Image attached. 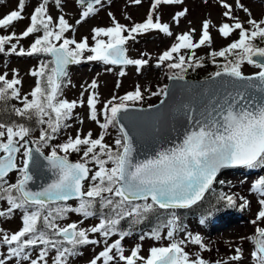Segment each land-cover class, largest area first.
Listing matches in <instances>:
<instances>
[{"label": "snow or ice", "instance_id": "6c2138e0", "mask_svg": "<svg viewBox=\"0 0 264 264\" xmlns=\"http://www.w3.org/2000/svg\"><path fill=\"white\" fill-rule=\"evenodd\" d=\"M46 2L47 0L34 9L30 16V25L20 33L21 37H27L40 31L42 26L43 35L37 37L27 51L21 47L17 54L49 53L53 57L55 67L46 71L47 65L42 64L38 70H33L31 75L41 79L37 81L36 87L31 92L32 98L29 100L25 96L23 107L14 108L15 114L19 117L32 119L35 116L37 123L47 124L48 128L41 129L39 141H37L44 144L53 139L48 129L51 133H56L63 121L70 118L72 110L77 105L76 101L69 102L57 98L61 87L60 78L67 74L65 66L69 63H79L84 50L89 48L87 39L79 43L74 39H64L58 47L51 42L50 38L53 37L60 40L63 33L71 26L64 16H60L59 30H50V22L53 18L50 15L46 16ZM135 2L138 4L140 0ZM80 3L84 4L85 0H80ZM100 3L101 0H88L82 17H88L96 10L93 5ZM179 3L181 0H154L152 9L155 10L161 4ZM223 6L228 9L223 15L231 16V5L224 3ZM24 7L25 0H19L18 10H13L0 18V28L10 27L14 21L23 19ZM244 11L249 10L244 8ZM185 12L186 10L178 12L177 18L184 16ZM249 16H251L250 13ZM247 23L252 26L251 29L245 28L239 20L231 25L224 23L219 29L220 33L227 37L238 29L240 30L239 39L229 44L227 48L213 53V56H225L226 53L235 52L238 56L234 63L225 65L223 68L225 74L235 78L232 84L233 91L226 93L223 101H218L207 116L195 121L197 130L188 132L181 144L160 151L155 157L134 162L132 140L123 125H120L122 139L115 140L117 146L115 150L103 142L104 133H101L98 138H92V133L89 132L83 138L79 133L75 138L69 137L65 143L52 147L49 155L43 156L39 148L35 149L34 154L32 148L26 147L28 141L25 137L29 135L30 129L23 123H13L9 126L0 122V152L3 153L0 155V200H6L8 205L6 209L0 210V217L10 216L17 209L23 210L20 229L11 234L3 233L0 238V243L8 246L7 258L30 260V264H41V262L47 264L46 257L49 250L55 249L56 255L52 264H67L68 257L77 254L78 246L100 243L89 238V233H99L105 238L106 246L89 261V264H97L101 258H103V264H110L115 259L113 250L119 260L124 261L125 264H136L137 260L143 261L144 264H207V261L199 256L191 259L182 247L183 241L173 239L166 247H152L150 254L145 258L139 255L140 245H136L130 255H124L121 241L127 233H121L120 238L111 244L107 243V238L119 231L118 225L125 217L138 221L153 210L154 206L160 209H176L196 204L203 199L216 174L223 167L243 165L253 168L264 165V96L257 101L256 97L248 91L259 88L264 93V47H258L254 43L257 38L264 40V19L257 21L249 18ZM202 27L203 32L198 43H193L190 33L185 32L177 37L178 43H174L170 50L160 55L158 63L172 60L173 53H178L181 49H195L209 42L211 39L208 32L209 22L204 21ZM155 29L172 35L169 25L161 23L159 16L154 22L152 12H149L143 23H136L127 29V36L122 34L126 29L120 23H115L113 27L95 28L93 31L96 36L103 34L109 39L107 41L97 39L95 46L90 48L92 55L87 56V60H99L113 65H145L148 63L145 59H129L125 55L124 45L129 39H135L134 33H147ZM14 38H16L15 32L11 35H0V53L5 52V44ZM72 44H75V48L69 47ZM9 51L16 53L17 45L12 44ZM256 57L261 59H255ZM243 61L258 67L260 71L254 76H244L240 71V64ZM184 63L185 57L180 55L178 62L169 63L167 66L170 69H181ZM120 75H124V72L122 71ZM6 76L7 74L0 75V82H2L0 101L8 97L9 90L11 97L19 96V90L15 86L20 84V80L16 78L9 80ZM212 76L220 77L221 72L217 71ZM256 80L259 81L258 84L254 82ZM238 81L245 83L237 86ZM90 87H96L95 80ZM156 94L153 93V95ZM142 98L139 87L122 97L113 96L112 100L104 105L105 119L103 123H100L96 109L97 100L93 93L87 98L90 119L96 121L101 129L106 130L111 124H119L120 113L126 112ZM80 103L83 104V101ZM46 116L47 120L44 119ZM16 138L23 141L25 146L22 153V167L16 163V154L20 152L19 141ZM81 146H85L83 162H70L68 153L80 152ZM58 149L65 154L60 155ZM36 154L43 156V159L47 161V167L56 178L39 191H32L28 187L29 182L33 180L30 165L38 164ZM89 161L99 166L90 177L93 182H98L93 183L87 191H83L82 182L89 178L91 171L87 167ZM109 162L112 164L110 168L106 167ZM15 169L19 170L20 177L15 183L9 184L5 178ZM253 189L264 196V176L255 181ZM105 193L110 195L105 196ZM71 197L80 198L78 207H57L49 210L53 201H67ZM149 198L151 203H148ZM222 199L229 206L235 203L231 195ZM137 200H143L145 203L134 204L133 202ZM97 203L101 209L108 208L110 211L107 215L102 213L100 223L89 229L79 227L76 222L65 226L56 223L57 219L64 218L69 211L80 213L85 217L93 216L95 213L92 209ZM259 204L261 207L256 219L264 221V198L259 200ZM174 223V220H169L166 226ZM174 231L175 229H171L167 232L168 238H173ZM151 235L157 240L161 239L159 229H154ZM140 239L143 240L144 236ZM191 239L195 244L202 243L199 235L192 236ZM249 239L254 240L255 243V251L251 255L257 260V264H264V227L257 226L255 235ZM37 245H43V247L36 259H30L26 249ZM235 251L236 254L230 258L233 261L241 259V250L237 248ZM0 264H5V260L0 259ZM217 264L221 262L218 261Z\"/></svg>", "mask_w": 264, "mask_h": 264}, {"label": "rangeland", "instance_id": "374dc122", "mask_svg": "<svg viewBox=\"0 0 264 264\" xmlns=\"http://www.w3.org/2000/svg\"><path fill=\"white\" fill-rule=\"evenodd\" d=\"M18 3L19 0H0V18L13 10H18ZM41 3H45V0H25L22 13L24 18L14 21L10 27L0 28V35L16 33V38L5 44V52L0 53V75L7 74L6 78L9 80L13 78L20 80V84L15 86L19 90V96L11 97L14 105L20 108L23 107L25 96L29 100L32 98L31 92L36 87L37 81L41 79V77L31 75V72L38 70L42 64L47 65L46 71L53 67V64L49 63L51 61L49 53L17 54L21 47L27 51L35 39L43 35L41 26L38 32H34L27 37L20 36V33L30 25V16L34 9ZM153 3L154 0H140L138 4L135 0H101L100 4L94 5L96 10L84 18L82 12L86 10V3L81 4L78 0H59V2L58 0H47L46 16L50 15L53 18L50 22V30H59L60 16H64L71 26L63 33L60 40L53 37L50 38L51 42L59 46L64 39H74L77 43L87 39L89 48L84 50L79 58V63L68 65L67 74L60 81L61 87L57 98L69 102L76 101L77 105L72 110L70 118L63 121L62 126L56 133H51V130L48 129L53 139L48 141L47 144L37 143L41 129H47L48 126L46 123H37L35 116H33L34 121L31 124L30 122L24 124L30 129L28 136L34 140L43 153L49 155L52 147L65 143L69 137L75 138L79 133L83 138L89 132L92 133V138H98L101 133H104L103 142L115 150L117 148L115 140L121 138V133L116 124L109 125L108 129L105 130L101 129L96 121L90 119V109L87 105V98L90 95L95 93L97 116L100 123H103L105 119L103 114L104 105L112 100L113 96L122 97L128 92L135 91L137 87L140 88L143 98L134 104L142 106L155 104L162 97L167 80L171 75L203 78L238 59L235 52L226 53L225 56H213L214 52L227 48L229 44L239 39L240 30L238 29L227 37L220 33L219 29L224 23L231 25L239 20L245 28L251 29L252 26L247 23L249 18L257 21L264 19V0H181L179 4L158 5L155 10L152 9ZM224 3L231 5V16L229 17L223 15L228 10L223 6ZM244 8L249 11L245 12ZM184 10H186L185 15L177 18V13ZM149 12L153 13L154 22L156 17L159 16L161 23H167L172 35H167L155 29L149 30L147 33H134L135 39H129L126 42L124 45L126 48L125 55L129 59H145L148 61L147 64L142 66L113 65L105 64L99 60H87V56L92 55L90 48L95 46L97 39L105 41L109 39L103 34L96 36L93 29L113 27L115 23H120L126 29L122 34L127 36V29H130L136 23H143ZM249 13L251 16H249ZM77 21H80V23H77ZM204 21L209 22L208 32L211 38L209 42L195 49H181L178 53H173L172 60L158 63L160 55L164 51L170 50L174 43H178L177 37L179 35L188 32L192 36V42L198 43L203 32ZM256 42L261 43L259 40H256ZM14 43L17 45L16 53L9 51ZM69 47L75 48V44L69 45ZM180 55L185 57L182 68L170 69L167 65L178 62ZM122 71L124 75H120ZM240 71L244 74H252L260 71V69L247 63V61H243L240 64ZM93 80L96 81L95 88L90 87ZM0 86H2V82H0ZM153 93L157 94L153 95ZM80 101H83V104ZM52 115L54 117L55 114ZM44 119L47 120L48 117L46 116ZM0 122L9 126L14 123L10 119L9 121L1 120ZM37 124L39 125L37 126ZM16 139L19 140V138ZM24 147L22 142L20 152L16 155V163L20 167L23 163L22 153ZM84 147L81 146L80 152L70 151L68 159L83 162ZM58 152L60 155L65 154L59 149ZM102 158L106 159L104 156ZM87 167L91 171L83 186L84 191H87L93 183L98 182H93L90 177L98 170L99 166L95 162L89 161ZM106 167H112L111 162ZM261 176H264V165H257L253 168L245 166L224 171L216 178L213 189L218 188L226 197L229 195L235 196L234 199L238 200L237 204L229 206L223 203V206L214 208L210 214L187 215L180 221H177L176 216L171 214L158 221L157 226L154 227V229L160 231L161 239L159 240L151 235L154 229H143L141 232H133L132 230L125 232L124 229L118 227L119 231L108 237L107 243L111 244L120 238L121 233H127L121 241L124 255H130L131 250L136 245H140L139 255L146 258L152 247H166L175 239L176 241H183L182 247L191 259L199 256L207 261V264H217L218 261L221 264H257V260L251 255L255 251V243L249 237L255 235L257 226L264 227V221L256 219L261 207L259 200L264 196L253 189V184ZM19 177L20 172L15 169L5 179L11 184L15 183ZM218 189L216 190L218 191ZM79 203L80 200L51 204L49 210H54L57 207L76 208ZM7 206L6 200H0V210L6 209ZM22 216L23 210L17 209L10 216L0 217V238H2L3 233L11 234L19 230L22 226ZM100 219L101 216L96 214L85 217L80 213L69 211L64 218L57 219L56 223L65 226L76 222L79 227L89 229L99 224ZM169 220H174L175 223L166 226ZM253 221H256V223H253ZM171 229H175V231L173 238L170 239L167 232ZM196 235L201 237V245L192 242L191 237ZM141 236H144L143 240L140 239ZM89 238L100 241V243L78 246L76 249L77 254L69 256L67 264H89V261L106 246L105 238L99 233H89ZM42 247L43 245H37L26 249L30 259H36ZM237 248L241 250V259L233 261L230 258L236 254L235 250ZM7 249V245L0 243V259H4L5 264H30V260L25 261L16 257L8 259ZM55 255V249H50L46 257L47 264H52ZM113 255L115 259L110 264H125L124 261L119 260L118 255H115V250H113ZM97 264H103V258ZM136 264H144V262L137 260Z\"/></svg>", "mask_w": 264, "mask_h": 264}, {"label": "water", "instance_id": "95a60500", "mask_svg": "<svg viewBox=\"0 0 264 264\" xmlns=\"http://www.w3.org/2000/svg\"><path fill=\"white\" fill-rule=\"evenodd\" d=\"M78 1L80 2V0ZM85 2L88 3V0H85ZM255 59L259 60L261 58L256 57ZM69 64L65 66V70ZM219 71L221 72L220 77H213L211 75L199 79L173 75L168 79L163 97L159 102L148 106L134 105L126 112L122 111L120 113L118 117L119 124L117 125L119 128L120 125H123L124 130L131 137L134 149V162L155 157L160 151L176 147L182 143L188 132L197 130L195 121L207 116L209 112H212L218 101H223L226 93L233 91L232 84L235 78L228 76L223 70ZM255 74L243 75L254 76ZM254 82L259 83L258 80ZM236 83L239 86V84L245 82L238 81ZM248 91L256 97L257 101L264 96V93L259 88L249 89ZM26 140L28 141V146L34 150L35 154V149L38 147L31 138H26ZM43 156L47 155L43 153ZM43 156L38 155L37 165H30L33 180L29 182L28 187L32 191H39L43 186L51 183L56 178L47 167V161L43 159ZM70 162L75 163L74 161ZM241 166L243 165L223 167L216 174V178L224 171ZM73 199H79V197H71L69 200ZM149 200L151 201L150 198ZM55 202L66 201H53L52 203Z\"/></svg>", "mask_w": 264, "mask_h": 264}, {"label": "trees", "instance_id": "16d2710c", "mask_svg": "<svg viewBox=\"0 0 264 264\" xmlns=\"http://www.w3.org/2000/svg\"><path fill=\"white\" fill-rule=\"evenodd\" d=\"M256 40L261 41V43L256 42ZM256 40L254 41L255 45H257L258 47H264V40L260 38H257ZM14 108H16V106L14 105V102L10 95H8V97L5 100L0 101V121L1 120L9 121L10 119L14 123H18V124L20 123L26 124L27 122H30L31 124V122L34 121L33 117L32 119H28L27 117L22 118V117L17 116L14 112ZM38 125L39 124H37V126ZM104 195L109 196L110 194H104ZM215 195L216 194H212L209 192L203 201L198 203L195 207L187 209V210H181V211L180 210H161L158 207L154 206L153 210L148 212L142 219L136 221L133 218L125 217L124 219L120 221V224L118 225V227L124 229L125 232L131 231V230L133 232H137V231L141 232L143 229H148V230L154 229V227L157 226L158 221L163 220L165 217H168L171 214L173 215V213L176 216L177 221H180L183 217L187 215H196V214L203 215L204 213L207 212L209 205L218 200V198L215 197ZM112 198L115 199V197H112ZM134 204L142 205L144 204V202H139V203H134ZM92 211L96 215L101 216L102 213L104 215H107L110 210L108 208L101 209L99 206V203H97L93 207Z\"/></svg>", "mask_w": 264, "mask_h": 264}]
</instances>
